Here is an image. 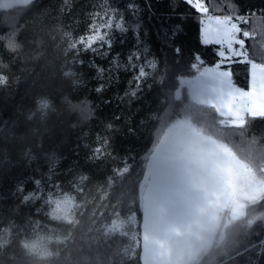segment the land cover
<instances>
[{
	"label": "snow or ice",
	"instance_id": "6c2138e0",
	"mask_svg": "<svg viewBox=\"0 0 264 264\" xmlns=\"http://www.w3.org/2000/svg\"><path fill=\"white\" fill-rule=\"evenodd\" d=\"M180 2L198 19L200 44L217 46L218 59L209 65L194 53L189 74L176 76L167 107L153 116L157 128L138 173H134L136 158L115 156L109 137L99 133L88 156L97 162L118 161L105 188L131 180L130 208L136 210L122 215L112 205L113 218L100 227H95L97 210H93L91 223L83 230L88 201L79 197L84 196L89 178L81 175L71 190H65L56 179L57 160L50 156L47 171L30 178L31 190L23 183L16 186L14 195L20 205L30 207V213L19 223L15 219L0 223V260L6 258L9 264H58L62 258L64 264H241L247 258V264H255L250 254L257 245L242 244L240 237L247 238L256 226L264 229V137L250 134L252 122L264 121V14H239L231 0L228 11L220 15L213 12L222 9L210 10L207 0ZM37 7V0H0L4 17L0 27L6 29L0 31V45L14 58L22 50L18 37L26 27L18 21ZM73 7V0H61L59 13L70 14ZM90 7L82 33L58 28L65 56L63 76L79 85L83 81L76 66H87L100 81L94 89L99 94L127 72L131 78L124 96L130 102L138 99L145 86L152 87L148 81L155 79L159 67L156 57L149 58L139 19L130 23L110 0H95ZM127 9L139 16L135 3ZM12 12L16 15H5ZM180 30L177 25L172 35ZM130 31L138 33L135 46L121 57L113 52L114 43L118 37L124 43L123 36ZM173 51L181 56L183 49L176 46ZM101 59L107 64L99 63ZM234 65L245 66L246 87L235 82ZM0 69L10 71L2 57ZM13 79L19 82L0 70V88L10 87ZM163 81L161 76L159 82ZM65 102L83 120L94 115L87 102L73 104L67 97ZM54 111L52 101L40 97L28 119L39 113L43 121ZM106 127L113 130L111 123ZM105 188L99 197L102 202L109 198ZM117 237L123 242L115 247L108 243ZM262 253L264 239L257 255Z\"/></svg>",
	"mask_w": 264,
	"mask_h": 264
},
{
	"label": "trees",
	"instance_id": "16d2710c",
	"mask_svg": "<svg viewBox=\"0 0 264 264\" xmlns=\"http://www.w3.org/2000/svg\"><path fill=\"white\" fill-rule=\"evenodd\" d=\"M93 2L95 0H73L72 12L61 15V0H37L38 7L18 21L26 27L18 37L22 50L16 54V58L3 51V46L0 45V57L4 63L10 64V71L0 70L8 71L10 77L19 78L18 83L13 79L10 87L0 88V223L6 224L11 219L19 223L29 215L30 207L20 205L14 195L16 186L23 183L31 190L33 185L30 178L47 171L50 156H55L57 160L56 179L65 190H71L72 182L79 176L87 175L89 178L84 184V196L79 197L88 201L82 218L83 230L86 231L91 223L90 214L93 210H97L95 227H100L113 218L112 205H116V210L122 215L135 211L134 207L130 208L131 180L117 184L113 189L105 188L106 179L111 175V167L118 161L97 162L88 159L90 148L96 144L97 133L109 137L110 150L118 158L135 157L134 173H138L157 128L153 116L162 114L167 107L166 101L175 86L176 76L189 74V64L194 53L198 52L209 65L218 59L215 55L217 46L200 44L198 19L180 0H110L113 7L125 12L130 23L139 19V34L150 49L149 58L154 56L159 62L157 76L148 81L152 87L149 89L145 86L139 98L131 102L124 96L131 78V74L127 72H121L118 82L112 83L98 94L94 89L100 81L94 79L95 73L87 66H76L83 82L74 85L62 74L66 70L65 56L58 28L71 27L75 33H82L87 24L86 14L91 11L90 5ZM207 2L210 10L216 7L222 9L213 14L220 15L228 11V0ZM231 2L237 5L239 14H264V0ZM129 3L137 5L138 17L132 16L127 9ZM9 14L15 16L16 12L5 15ZM3 20V15H0V26L3 25ZM177 25L181 30L173 36ZM5 30L0 27V31ZM137 34L133 31L125 34L122 44L118 37L113 52L120 53L121 57L126 56L133 50ZM176 46L183 49L181 56L174 53L173 48ZM83 59L87 64L88 55ZM98 62L107 64L103 59ZM233 67L235 82L238 86L246 87L245 66ZM161 76L164 77L162 84L159 82ZM40 97L50 99L55 111L50 112L46 120L42 121L39 113L29 120L28 116L35 111V101ZM65 97L73 104L87 102L94 110L92 118L83 120L79 111L68 106ZM117 116L120 118L116 119ZM109 123L113 125L111 131L106 127ZM250 134L264 137V121L252 122ZM131 179H135V175ZM101 188L109 192V198L103 202L99 199L102 195ZM99 213H105V216L101 217ZM261 239H264V229L259 226L250 230L247 238L240 237L242 244L257 245L250 254V259L255 264H264V253L257 255ZM122 242L117 237L108 243L115 247ZM0 264L9 262L5 258L0 260ZM58 264H64L63 258ZM241 264H247V258Z\"/></svg>",
	"mask_w": 264,
	"mask_h": 264
}]
</instances>
